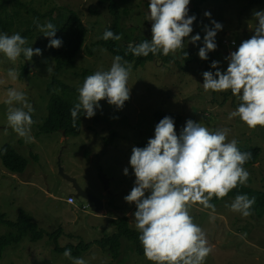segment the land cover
<instances>
[{"label": "rangeland", "instance_id": "374dc122", "mask_svg": "<svg viewBox=\"0 0 264 264\" xmlns=\"http://www.w3.org/2000/svg\"><path fill=\"white\" fill-rule=\"evenodd\" d=\"M0 1L5 4L0 9L1 20L4 27L10 25L6 31L0 30V33L9 35L17 32L22 35L29 28L28 19L31 16L27 9H32L41 16L49 14L51 20L57 18L52 17L53 15L67 9L78 12L88 29L86 44H93L101 38L108 24L107 13L105 9H100L96 0ZM115 1L121 9L132 6L129 21L124 22L139 25L143 34L151 38L152 22L148 20V5L145 6L148 0ZM250 1L191 0L189 14L197 17L192 35L200 34L201 41L197 45L186 41L184 49L193 50V56L198 57L199 47L203 46L204 25L212 27L210 19L204 13L211 12V19L220 22L223 30L216 37L217 50L209 54L213 60L221 62V70H226L227 61L224 58L242 40L252 35L249 25L255 24L252 19L253 10L264 9V1L261 4H251ZM98 10V16L92 14V11ZM45 22H49L48 17L42 20V24ZM26 38V46L40 48L42 55L34 56L32 61H25L21 55L13 64L0 54V81H4L0 83V149L9 144L28 161L22 174L9 173L0 162V212L14 221L19 212L24 210L32 216L38 229L49 232L61 229L55 236L49 234V237L44 236L37 242L25 239L18 245L7 246L0 264H72L70 259L63 256L64 252H58L57 248L68 244L77 245L79 242L91 244L79 256L86 264H152L144 254H138L134 243L126 237L120 240L121 255L117 259H113L95 241L111 235L115 227L113 222L122 217H127L130 227L136 229L132 215L136 210L135 205H130L123 199L129 194L135 181L129 160L133 146L139 147V143L146 145L147 140L154 136L156 111L181 116L177 134L185 122L191 119L210 129L229 128L228 140L236 139L238 146L259 147L258 162L247 168L250 179L246 187L264 191V127L258 126L252 130L238 117L228 120V113L239 104L238 97H234L230 90L205 92L202 85L205 68L193 63L186 66L185 70V65L179 62L177 54L165 63L153 60L132 70L128 81L131 97L125 102L123 109L118 110L106 101H100L101 109L97 110L95 117H84L82 120L78 137H65L60 130L51 134H37V125H41L47 116L51 94L61 93L56 85L48 92L53 79L75 89L76 92L73 93L78 96L77 89L82 86L84 78L81 69L76 66L55 73L56 62L45 47L43 33L37 31L31 38L29 35ZM91 50V56L83 53V59L79 60V54L75 62L77 66H87V76L96 70L110 68L114 57L101 46ZM179 52L181 51L177 53ZM24 65L30 70L26 78L21 80ZM48 66L52 68L51 73L47 71ZM10 68L19 72L16 81H12L7 75ZM9 88L25 92L34 108L32 119L36 123L32 126L31 134L35 137L32 143H25L8 125L9 105L5 100ZM125 167L129 169L127 176L123 174ZM60 168L86 194L103 202L101 211L81 198L76 199L74 206L64 203L75 191L72 184L60 175ZM233 199L229 197L214 204V223L209 222L210 209H203L202 206L190 209L194 222L207 232L208 240L213 246L206 264H264V215L243 217L232 212L225 205L230 204ZM83 206H87L86 210H82ZM7 232L8 228L0 223V236Z\"/></svg>", "mask_w": 264, "mask_h": 264}, {"label": "clouds", "instance_id": "9594fccd", "mask_svg": "<svg viewBox=\"0 0 264 264\" xmlns=\"http://www.w3.org/2000/svg\"><path fill=\"white\" fill-rule=\"evenodd\" d=\"M190 3L191 0H148L152 37L135 46L130 44L128 50L132 55L175 56L184 50L186 41L197 45L201 36L192 35L197 17L189 14ZM204 16L210 19L212 27L204 25L203 46L199 47L197 55L207 61L209 53L217 50L216 37L223 25L211 19V12L206 11ZM252 19L255 21L254 25H249L252 35L224 58L226 70H221L220 61L213 60L210 68L215 71L202 73V85L205 92L230 90L238 97L239 104L228 113V120L238 117L249 129L255 130L258 126L264 127V9H254ZM34 23L49 40L47 47L58 49L62 46L63 41L56 38L58 29L53 23ZM101 38L119 41L122 34L106 29ZM26 45L27 38L19 32L0 33V54L13 64L21 55L25 61L42 55L40 48ZM184 56L188 57V53L184 52ZM47 71L51 73L52 68L48 66ZM131 72L132 64L116 55L110 68L88 75L78 87V102L71 109L73 127L81 111L88 119L95 117L102 100L122 110L131 97L128 86ZM7 75L12 81L19 78L15 68L8 69ZM5 103L9 105L8 125L25 143L34 142L31 134L36 123L32 119L34 108L25 92L9 88ZM14 104L19 106L13 107ZM229 132L227 127L210 129L189 119L177 134L174 118L165 116L155 125L154 136L144 147H132L129 164L135 181L123 199L135 205L132 215L138 239L144 256L152 264H206L213 246L207 232L194 222L190 209L193 206L210 209L209 222L214 223L216 206L211 203L212 199L223 200L232 190L246 186L250 179V172L244 165L252 159V152L241 151L236 139L229 141ZM123 174H129L127 167ZM254 204V196L237 194L225 207L248 217ZM63 256L72 264H86L83 258L73 257L70 249H65Z\"/></svg>", "mask_w": 264, "mask_h": 264}, {"label": "trees", "instance_id": "16d2710c", "mask_svg": "<svg viewBox=\"0 0 264 264\" xmlns=\"http://www.w3.org/2000/svg\"><path fill=\"white\" fill-rule=\"evenodd\" d=\"M264 0H251V4H261ZM97 4L100 6V9H105L107 13V26L103 30L101 37L106 29L112 30L114 33L122 34V39L119 41L108 40L105 41L102 38H99L93 44L87 43L88 38V29L83 23L82 18L79 13L76 11H67L58 12L52 17H57L56 19L51 20V16L44 15L41 16L38 12L27 9L28 14L31 16L28 22V29L22 32L23 37L29 35V38L33 36V33L39 31L36 23L34 21H39L42 24V20L48 17L49 22L53 23L57 27L56 38L62 39L63 44L60 48H49L47 47L49 40L44 38L45 47L47 51L52 55L53 59L56 62L55 73L66 70L71 67H78L82 71V77L85 79L87 77L88 68L87 66H77L75 64L76 58L79 55V60L83 59V53L91 56L93 47H104L110 54L113 56L120 55L124 57L125 60L129 61L132 64V70H136L140 67H143L150 61L161 60L163 63L172 59L171 54L169 56H164L162 54L152 55L151 53L147 57H136L128 50V46L132 44L141 43L147 38L143 34V29L139 25H128L124 20L129 21V15L131 13L132 6L129 5L128 8H120L115 0H96ZM148 2L145 3L147 7ZM194 5V4H193ZM5 6L3 1H0V9ZM99 9V10H100ZM195 11V6L192 7ZM98 11H92L93 15H99ZM201 27V25H199ZM10 25L4 27V24L0 17V30L6 31ZM91 50V51H90ZM84 51V52H83ZM193 50L184 49L183 51L177 53L179 57V62L183 63L185 67L183 69L187 70L188 65L197 63L205 68L206 71H215V69L210 68V64L213 61L209 54V59L207 61H202L200 58L193 56ZM184 52L188 53V57L184 56ZM83 61V60H82ZM29 67L24 65L21 71L20 79L26 78L28 75ZM56 85L61 93L53 92L50 96L48 102V113L47 116L43 119L41 125H37L38 133L51 134L57 132V130L62 131L65 137H78L81 132V122L84 119L83 111L79 113L80 119H77L76 126L73 127V120L71 117V109L78 102V96H75L73 92H76L75 89L69 85L61 82L57 79H53V82L48 86V92L51 91L53 86ZM127 102V101H126ZM165 116H170L174 118L176 129L181 123V116L175 113H165L163 111H156L154 114L155 125ZM34 126V124H33ZM143 143H139V147H144ZM241 151H250L252 152V159L249 160L244 167L255 165L258 162L260 156V148L253 146H238ZM6 149V151H4ZM0 162L1 165L12 174H22L27 166V159L21 155L17 150L6 144L0 149ZM237 194H247L250 198L255 197V204L252 208V214H255L257 217H262L264 215V191L258 189H252L246 186H239L236 189L232 190L226 198L232 197L235 198ZM223 199V200H224ZM222 200H218L215 197L212 199L211 203L216 204ZM252 214L250 215L252 217ZM0 223L8 228V232L0 236V259L3 257V253L7 246L9 245H18L22 243L25 239H30L32 242H37L39 239H42L44 236L49 237V234H58V231L49 232L45 230L38 229V225L32 220V216L21 210L19 216L16 220L12 221L7 218L4 213L0 212ZM115 225L113 233L108 236H104L99 240H96L97 244L101 246L113 259H117L121 255V238L126 237L131 240L136 246V250L139 255H143V247L138 239L139 233L138 230L130 227L127 217H122L113 222ZM91 247V244H83L79 242L77 245L68 244L65 247H58V252H64L65 249H70L73 257H79L83 252H86Z\"/></svg>", "mask_w": 264, "mask_h": 264}, {"label": "water", "instance_id": "95a60500", "mask_svg": "<svg viewBox=\"0 0 264 264\" xmlns=\"http://www.w3.org/2000/svg\"><path fill=\"white\" fill-rule=\"evenodd\" d=\"M60 175L67 180L68 182H70L72 184V188L74 189L75 193L74 196L79 199H84L89 201L90 203L94 204L95 209L97 211H100L103 208V202L89 194H86L76 183V181L66 175H64L63 170L60 168Z\"/></svg>", "mask_w": 264, "mask_h": 264}, {"label": "bare ground", "instance_id": "6f19581e", "mask_svg": "<svg viewBox=\"0 0 264 264\" xmlns=\"http://www.w3.org/2000/svg\"><path fill=\"white\" fill-rule=\"evenodd\" d=\"M69 197H73V198L75 199V203H76V199H77V198H76L74 195H70V196H68V197L64 200L65 203H67V199H68ZM67 204H68V203H67ZM68 205H70V206H74L75 204H73V205L68 204ZM86 207H87V206H83V207H82V210H86ZM101 210H102V209H101ZM101 210H100V211H101Z\"/></svg>", "mask_w": 264, "mask_h": 264}, {"label": "built area", "instance_id": "2783aa9c", "mask_svg": "<svg viewBox=\"0 0 264 264\" xmlns=\"http://www.w3.org/2000/svg\"><path fill=\"white\" fill-rule=\"evenodd\" d=\"M69 199H71L73 202H72V203H68V200H69ZM67 203L73 205V204H75V199H74L73 197H69V198L67 199Z\"/></svg>", "mask_w": 264, "mask_h": 264}, {"label": "crops", "instance_id": "0c3cea01", "mask_svg": "<svg viewBox=\"0 0 264 264\" xmlns=\"http://www.w3.org/2000/svg\"><path fill=\"white\" fill-rule=\"evenodd\" d=\"M65 203V202H64ZM66 204V203H65ZM66 205H68V204H66ZM70 206V205H69Z\"/></svg>", "mask_w": 264, "mask_h": 264}, {"label": "flooded vegetation", "instance_id": "af4514ba", "mask_svg": "<svg viewBox=\"0 0 264 264\" xmlns=\"http://www.w3.org/2000/svg\"><path fill=\"white\" fill-rule=\"evenodd\" d=\"M74 193H75V192H74ZM74 193H73V194H74Z\"/></svg>", "mask_w": 264, "mask_h": 264}]
</instances>
